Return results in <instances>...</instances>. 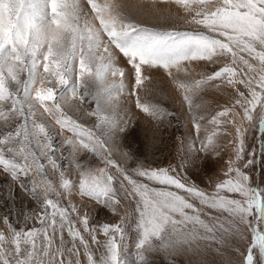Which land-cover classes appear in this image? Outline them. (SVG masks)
<instances>
[{
    "label": "snow or ice",
    "instance_id": "snow-or-ice-1",
    "mask_svg": "<svg viewBox=\"0 0 264 264\" xmlns=\"http://www.w3.org/2000/svg\"><path fill=\"white\" fill-rule=\"evenodd\" d=\"M5 3L15 13L0 25V119L15 125L0 132L9 205L0 214V264H82V255L83 264H121L129 231L140 264L149 255L157 259L147 264H183L189 249L196 264H264V190L251 186L243 161L245 122L264 116V0H175L191 15L188 30L135 22L114 0ZM199 62L223 66L194 84L180 78ZM156 76L170 78L188 106L179 163L147 162L136 147L137 113L157 130L175 118L140 95ZM217 81L232 89L230 104L209 119L193 96ZM205 120L225 126L227 145L215 130L200 138ZM101 211L118 221L98 222ZM237 239L246 241L242 251Z\"/></svg>",
    "mask_w": 264,
    "mask_h": 264
},
{
    "label": "rangeland",
    "instance_id": "rangeland-1",
    "mask_svg": "<svg viewBox=\"0 0 264 264\" xmlns=\"http://www.w3.org/2000/svg\"><path fill=\"white\" fill-rule=\"evenodd\" d=\"M101 2H103V0H101ZM114 2L121 6V11L126 16L148 27H156L159 29L175 28L177 30H188L193 27L188 23L191 19V15L178 6L175 0H114ZM14 13L15 5L9 6L7 3L0 5V25L10 23ZM222 59L224 63L230 62V56ZM252 63L257 67L259 66L258 61H252ZM204 64L205 62H199V66H195L194 63L193 66H190V75L186 76L185 73L181 72L179 74L180 78L186 79L189 83L194 84L195 80L201 79L203 74L210 73L213 68L223 66L218 63L215 65L209 64L207 68H205ZM216 84H219V87H216ZM146 88L147 91H142L140 93L142 99H145L149 103H158L162 107L174 112L175 118L171 126H168L167 121H165V125L157 130L150 119L146 118L141 113H137L136 120L138 122V128L136 129V135L138 136V143L136 147L140 149L142 159L147 162L179 163L184 155V149L177 137L183 136L185 138V143H187V134L191 130V119L187 111V103L183 99V93L179 92L175 84L166 76H156L151 84L146 82ZM231 94L232 89L220 84L219 81L215 82V84L210 82L207 85H202L201 90L193 96L194 110L210 119L212 115H215L224 107L229 106ZM121 99H123V97H121ZM196 105H199V107L197 108ZM66 111H69L71 115L81 117L82 120L87 123H91L90 118L83 117L82 113L74 112L71 107H66ZM259 119H264V116L258 117L251 125L245 122L246 134L244 136V142L246 147L243 161H250L244 171L247 172L250 177L251 186L259 187L264 190V153L260 151V143L264 141V136H261L259 132ZM44 122L46 124H54L48 117L44 118ZM14 125L15 121H8L6 123L3 119H0V132L12 130ZM214 130L219 133L216 142L222 147L227 145L229 137L225 134V126L223 125L216 127L208 123L207 120L201 121L199 136L203 139ZM227 131L231 132L232 130L231 128H227ZM59 139L60 138L57 137L56 142H58ZM230 151L231 148L228 147L225 155ZM113 156L120 159V153L115 149L113 150ZM189 175L197 180L198 183L200 182V178L195 173L190 171ZM6 179L7 177L0 174V214L4 213L9 206L8 202L4 199V192L6 189L4 181ZM79 199L80 198L77 197L76 201L79 202ZM25 206L30 207L34 205L33 202L26 201ZM16 207H20L19 201L16 202ZM89 211H91V208ZM120 214L123 215V212L121 211ZM9 218L14 223L17 219L14 214ZM118 219L119 216L110 215L104 211H101L96 217L98 222H116ZM33 224H35V221H30L29 226L31 227ZM36 226L39 225L36 224ZM0 230L5 229L0 227ZM128 236V247L121 253V264H140L138 259L139 253L135 247L137 240L135 231H129ZM64 239L66 242L69 241L66 231ZM103 239L104 237L101 236V240ZM89 243L90 246L95 249V246L91 245L90 238ZM232 244L238 246L242 251L246 245V241L237 239L234 240ZM232 244L229 245L230 248ZM96 255L98 256L99 253L97 252ZM155 259H157V257L149 255L145 264ZM179 259L183 261V264H196L198 257L194 251L189 249L187 254L181 256ZM225 259H228L227 255H225ZM81 260L83 264L85 261L83 255L81 256ZM233 260H235V258H233Z\"/></svg>",
    "mask_w": 264,
    "mask_h": 264
}]
</instances>
